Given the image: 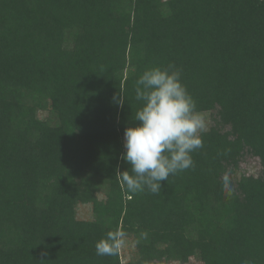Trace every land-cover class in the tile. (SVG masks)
Returning a JSON list of instances; mask_svg holds the SVG:
<instances>
[{
    "label": "trees",
    "instance_id": "16d2710c",
    "mask_svg": "<svg viewBox=\"0 0 264 264\" xmlns=\"http://www.w3.org/2000/svg\"><path fill=\"white\" fill-rule=\"evenodd\" d=\"M170 64L211 121L192 167L132 194L136 81ZM117 229L127 263L96 254ZM191 260L264 264V0H0V264Z\"/></svg>",
    "mask_w": 264,
    "mask_h": 264
},
{
    "label": "clouds",
    "instance_id": "9594fccd",
    "mask_svg": "<svg viewBox=\"0 0 264 264\" xmlns=\"http://www.w3.org/2000/svg\"><path fill=\"white\" fill-rule=\"evenodd\" d=\"M180 76V70L170 64L163 69L149 68L136 81V99L143 102L135 113L140 123L125 128L122 155L131 171L116 174L129 193L145 189L160 193L161 182L192 167L191 153L203 147L199 133L205 123ZM114 99L123 105L122 94ZM125 235L119 229L109 231L97 241L96 254L115 255L125 244Z\"/></svg>",
    "mask_w": 264,
    "mask_h": 264
},
{
    "label": "rangeland",
    "instance_id": "374dc122",
    "mask_svg": "<svg viewBox=\"0 0 264 264\" xmlns=\"http://www.w3.org/2000/svg\"><path fill=\"white\" fill-rule=\"evenodd\" d=\"M162 1V0H161ZM166 1V0H163ZM205 123V127L209 126L210 124V115L208 113H201L199 114ZM251 161V160H250ZM251 167V170H253L254 172H256V170H259L260 167L257 163V161L253 162ZM258 168V169H256ZM248 169L250 170V167L248 166ZM252 172V173H254ZM99 199H103V195L100 194ZM78 217L81 219H89L93 217V212H92V206L89 204H80L79 205V209H78ZM120 252H121V258L123 263H127L129 262L131 259L134 258L135 256V248H134V244L131 242V240L129 238H125V244L120 248ZM189 264H196L195 260H191Z\"/></svg>",
    "mask_w": 264,
    "mask_h": 264
}]
</instances>
